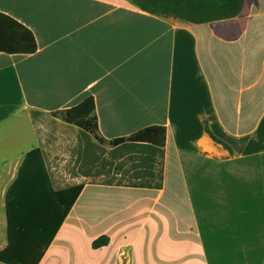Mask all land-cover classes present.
Listing matches in <instances>:
<instances>
[{
    "label": "crops",
    "instance_id": "obj_1",
    "mask_svg": "<svg viewBox=\"0 0 264 264\" xmlns=\"http://www.w3.org/2000/svg\"><path fill=\"white\" fill-rule=\"evenodd\" d=\"M0 14L28 31L3 19L1 37L37 45L0 52V251L7 194L30 152L41 151L54 191L79 185L63 186L53 130L38 132L37 117L70 124L54 113L93 98L97 128L76 125L93 142L158 126L165 144L148 185L85 183L39 264H264V0H251L232 41L130 0H0ZM100 188L110 210L92 193L84 203Z\"/></svg>",
    "mask_w": 264,
    "mask_h": 264
},
{
    "label": "trees",
    "instance_id": "obj_2",
    "mask_svg": "<svg viewBox=\"0 0 264 264\" xmlns=\"http://www.w3.org/2000/svg\"><path fill=\"white\" fill-rule=\"evenodd\" d=\"M130 2L154 15L172 17L192 24H209L220 38L232 41L244 30L251 0H130ZM3 19L28 32L16 21L0 14V21ZM31 39V48L28 49L18 45L13 39L3 35L1 37L0 34V52L33 53L37 45L32 35ZM94 113V99L90 98L77 107L54 114L62 115L67 123L93 132L97 128ZM205 131L215 142L230 149L212 133L207 123ZM165 140V128L152 126L130 137L100 141L116 148L130 144L141 147L140 152H143V148L153 150L154 153L164 146ZM150 158L146 156L143 159H148L145 162L152 163ZM83 188L84 185L79 184L54 191L41 151L36 149L30 152L16 182L7 194L8 244L0 251V264H39ZM107 243L108 238L101 236L93 242V247L99 248Z\"/></svg>",
    "mask_w": 264,
    "mask_h": 264
},
{
    "label": "rangeland",
    "instance_id": "obj_3",
    "mask_svg": "<svg viewBox=\"0 0 264 264\" xmlns=\"http://www.w3.org/2000/svg\"><path fill=\"white\" fill-rule=\"evenodd\" d=\"M35 125L40 133L43 132L41 125H43L44 128L47 127L50 131L53 130V135L50 138V148H52L50 153L54 154L58 161H55V164L59 169L58 172L62 175L63 186L65 187L80 183L84 185L89 182L109 185H148V183L152 181L150 178L147 177V179L145 177L153 171L154 166L152 163L145 162L148 159L144 160L143 158L146 156L151 157L150 159L154 163V161H158V157L160 158V150L153 153V150L142 148L143 152H140L141 147L130 144L121 145L116 148L100 140L93 142L92 137L76 125L66 124L50 117H37ZM155 168L157 174L160 173V169L158 167ZM215 180L211 181V185L206 187L207 192L212 184H214ZM196 188H192L195 203L196 196L201 194V187ZM108 192L111 193V190L107 191L104 188L87 190L84 203L87 205L89 197L95 194L97 198L106 199L103 205L106 210H110L115 203L110 201ZM90 193L92 194L90 195ZM172 195L174 196L173 187L167 186V191L162 203L164 204L171 199L170 196ZM159 210L158 208L155 214H158ZM155 214L151 218L152 221ZM5 216V209L0 207V245L3 240L4 242L6 240ZM74 217L75 215L73 214L70 223L75 220ZM85 220L88 221V217H86ZM70 223L63 236H65L67 232H71L68 228Z\"/></svg>",
    "mask_w": 264,
    "mask_h": 264
}]
</instances>
